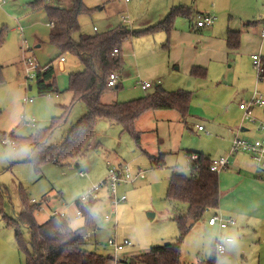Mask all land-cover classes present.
<instances>
[{
    "label": "rangeland",
    "instance_id": "1",
    "mask_svg": "<svg viewBox=\"0 0 264 264\" xmlns=\"http://www.w3.org/2000/svg\"><path fill=\"white\" fill-rule=\"evenodd\" d=\"M38 1L0 0V35L4 39L0 46V264H26L28 254L33 252L28 226L19 221L25 210V202L34 208L33 216L39 225L48 222L54 213H59L65 215L73 230L83 228L85 219L83 216L77 217L80 212L77 202L87 206L88 201L83 198L89 193L94 194L93 188L104 183L108 177L109 164L111 168L127 171L132 177L143 172L146 178L118 186V197L126 198L118 206L112 204L108 189L101 188L91 211L94 227L86 233L85 249L108 259L112 258L108 264H130L129 261L149 252L152 247L177 240L178 226L171 220L175 215H166L167 211L168 214L172 211L166 200V177L168 173L172 175L176 166L182 168L180 171L185 175H189L190 165L183 155L184 145L194 140V144L208 148L213 154H220L221 148L214 147L217 143L212 138L201 135L198 130L199 122L192 117L184 122L179 113L171 112L177 119L164 123L155 120L160 119V113L154 111L153 115L158 113L155 119L142 116L136 123V132L141 137L140 145L136 144L131 134L123 132L120 125L103 120L96 123L95 133L81 157L64 166L46 163L41 168L27 161L33 157L32 146L26 142L13 145L11 134L16 138L27 139L37 130L48 127L53 118L62 114L61 108L72 102V94L66 90L69 86V75L84 70V66L72 54L63 55L65 63L61 64L60 59L55 61L59 54L49 41L52 30L38 14L39 9H43L35 6ZM165 1L82 0L84 7L90 12L85 11L79 15L80 31L73 38L79 41L82 35L94 36L120 26H125L132 32L143 31L159 22L147 25L149 17L155 13L160 15ZM193 1L201 3V0H189ZM46 3L51 7L72 9L75 0H48ZM124 19L127 23H124ZM196 20L197 16H194L193 21L197 22ZM146 40L155 45V39L150 35L137 34L125 42V65L120 71L118 81L121 87L119 90L109 89L103 96L104 104H122L143 98L153 93L156 85L162 83V72L156 69L159 67L160 57L157 56L156 48L143 47ZM38 45L41 47L37 48ZM165 53H161L163 59ZM30 58L42 67L54 61L61 94L39 95L36 80L27 79L26 62ZM252 72L255 76L248 80L250 89L241 87V84L235 88L239 101L250 90V97H245V103H249L256 92H261L256 88L259 82L254 67ZM171 73L179 75L184 81H190L182 72L171 70ZM194 81L188 82L183 88L200 93L202 97L211 89L221 87L212 82L208 84L207 81ZM140 83H150L153 88L143 91ZM198 112L201 113L200 110ZM86 113V105L76 103L67 122L54 131L47 146L61 145ZM251 125L246 122L244 126L249 128ZM2 134L7 135V138H1ZM242 135L241 138H244ZM163 139L162 146H159V141ZM170 139L173 142L169 144ZM145 152L155 156L166 153V168L150 172V159ZM159 157L160 155L156 158ZM234 159L235 157L230 158L229 166L238 168ZM251 164L256 168L252 162ZM148 173L151 175L149 183L146 181ZM180 206L183 207V213H186V207ZM149 214H157V217L151 221ZM211 215L213 211L206 214L205 221H199L195 225L191 235L185 240L181 260L183 264H196L212 258L213 229L207 224ZM16 229L19 230L22 244L16 238ZM167 239L169 241H164ZM110 240L122 243L128 241L130 246L121 253H116L108 244Z\"/></svg>",
    "mask_w": 264,
    "mask_h": 264
},
{
    "label": "trees",
    "instance_id": "2",
    "mask_svg": "<svg viewBox=\"0 0 264 264\" xmlns=\"http://www.w3.org/2000/svg\"><path fill=\"white\" fill-rule=\"evenodd\" d=\"M35 6L43 7L42 10H45L49 23L53 24L50 43L57 48L58 58L64 54L75 55L84 66V70L69 75L68 91L73 95L72 102L69 106L61 108L62 114L53 118L48 127L37 130L27 139L16 138L11 134L13 145L17 146L19 143L26 142L32 146L33 157L27 161L41 168L46 163L64 166L71 160L81 157L100 119L120 125L123 132L133 136L137 145H140L141 137L136 132L135 126L145 113L176 111L181 114L183 120H186L192 101L190 92H167L157 89L143 98L112 105L104 104L102 97L109 89L119 90L121 87L118 83L116 87L111 88L108 82L110 75L113 73L120 75L125 65L123 55L125 42L137 34L153 35L164 31L170 36L175 20L178 17L190 16L188 8H173L164 20L140 32H132L127 27L120 26L94 36L82 35L79 41H75L73 35L80 31L79 15L85 11L90 12L84 7L82 0H75L72 9L51 7L42 0H39ZM240 36L238 32H230L228 36L230 50H238ZM3 41L1 34L0 46ZM115 51H118V55H114ZM53 63L54 61L47 65L49 66L48 71L37 73L36 88L40 96L60 92ZM201 71L203 70L195 67L192 69V75L197 77ZM76 103L85 104L87 113L71 129L61 145L48 147L47 144L54 131L67 122ZM2 137L6 139L7 135L2 134ZM199 156L200 159L193 164L189 175L182 173L173 175L167 192L168 202L176 207V212H179L175 217L179 228L178 239L163 246L152 247L149 252L129 261L130 264H183L181 254L184 238L193 225L203 220L207 213L218 210L220 202L218 174L211 171L209 158L202 154ZM87 201L86 207L81 202H77L79 213L85 219V226L78 230H73L65 216L60 215L52 216L48 222L39 225L33 216L34 208L25 202V210L19 217V221L28 226L30 245L33 249V252L27 256L26 264H108L112 260V258L108 259L85 249L86 233L94 227L91 211L95 206V199L91 198ZM180 205L187 207L185 214ZM15 234L19 243L22 244L18 229L15 230Z\"/></svg>",
    "mask_w": 264,
    "mask_h": 264
},
{
    "label": "crops",
    "instance_id": "3",
    "mask_svg": "<svg viewBox=\"0 0 264 264\" xmlns=\"http://www.w3.org/2000/svg\"><path fill=\"white\" fill-rule=\"evenodd\" d=\"M197 3L194 1L189 2V0H166L162 4L164 7H162L160 15L155 13L149 17L147 25L157 21L161 22L173 8H188L190 16L178 17L175 20L170 36L164 31L158 32L155 36L154 34L150 35L155 39V45L146 40L143 46L156 48L157 56L160 57L159 67L156 69L162 72L160 74L162 83L156 85L155 91L162 89L167 92H175L173 90L190 92L191 90H185L189 88L183 87H186L188 82H195L194 79H197V82L207 81L208 84L212 82L221 86L206 92L205 97H202L200 93L190 92L192 93V101L186 120L192 117L199 122L198 130L203 127L202 131L199 130L202 133L201 135L216 141L215 143L217 144L214 147L221 148V153L213 154L208 148H202L200 145L194 144L193 140L191 143L185 144L183 148V155L189 165L191 163L189 156L192 154H202L210 160L229 154L232 142L238 135L243 134L242 136L246 140H253L261 136V134L256 132V125H251L249 128L244 126L246 121H244L243 112L239 108L244 103L245 97L246 99L250 97L249 93L251 90L240 98L241 101L237 98V91H235V88H238L237 86L240 84L242 85L241 87L250 89L251 86L248 85V80L254 79L255 76L252 68H255L253 56L256 55L260 56L259 62L261 67H263V72L261 74L257 72L256 76L259 82L256 88L261 92L256 93L264 95V36H262V29L264 28V0H201V3ZM38 14L42 19L46 20V26L51 30V23H49L46 13L39 9ZM194 16H197V22L193 21ZM207 16L214 19L213 24L208 27H198L197 23L200 21V17ZM230 32L241 34L238 50H230L228 47ZM40 47V45L37 46V48ZM163 51L166 52L164 59L161 57ZM195 67L203 70L197 77L192 75V69ZM171 70L178 73L182 72L184 77L186 76L190 81H184L179 75H172ZM29 89L32 90V87H29ZM66 90H68V87ZM57 94H61V92ZM171 112L176 111H158L160 113L158 118L160 119H155L158 113L153 115L152 112H147L143 116H148L164 123H171L177 119L171 115ZM253 113L258 121L264 122V107L255 108ZM99 121H103V119ZM242 126L245 130L240 134ZM140 133L142 132L140 131ZM163 141L164 139L159 141V146H162L161 143ZM172 142L173 140L170 139L169 144ZM145 154L150 159V172L154 169L158 171L166 168V153H159L160 157L158 159L156 157L159 155H150L148 152H145ZM233 157H235L234 163L238 168L229 166L227 170L218 174L220 189L219 208L208 219L214 215H220L224 218L232 217L235 219L236 225L230 226L225 230H220L218 226L211 227L208 225L209 228L213 229L211 234L213 256L210 260H202L196 264H264V170H261L248 155L240 156L236 154ZM152 158H154V161H152ZM249 160L256 168L253 167ZM183 163L185 165V162ZM109 168L110 164L108 165V171ZM181 169L178 166L174 167L172 175L168 173L166 177V200L173 175L177 173L184 174L183 171H180ZM189 172L191 173L190 170ZM148 174L147 183L150 182L151 176L150 173ZM145 178L146 175L140 172L136 177H133V182L137 181V179ZM168 204L172 211L170 214L167 211L166 215L171 217L175 215L171 220L173 219L172 221L177 225L175 217L179 212H176L175 206H172L169 202ZM155 216L157 217V214ZM203 221H205V217ZM197 223L193 225L192 229ZM192 229L184 238L182 249L185 240L191 235ZM220 235L234 239L233 243L226 245V254L224 256L217 255L214 248V241Z\"/></svg>",
    "mask_w": 264,
    "mask_h": 264
},
{
    "label": "built area",
    "instance_id": "4",
    "mask_svg": "<svg viewBox=\"0 0 264 264\" xmlns=\"http://www.w3.org/2000/svg\"><path fill=\"white\" fill-rule=\"evenodd\" d=\"M43 2H48V0H42ZM214 22V19L212 17H200V21L197 23L198 27H208L211 26ZM124 23H127V21L124 19ZM50 27L53 28V24H50ZM262 36H264V28L262 29ZM114 55H118V51H115ZM255 68L258 72V74H261L263 72V67H261V64L259 62L258 56H253ZM65 58L62 57L60 59V63H64ZM27 64V79L30 81H33L37 77V73L39 71L44 72L49 70V66H41L40 64L36 63L32 58L28 59L26 62ZM120 77L119 74L113 73L110 75V79L108 82V86L111 88H114L119 83ZM142 89L144 91L150 89L152 85L150 83H140ZM32 102V100H30ZM264 107V95L260 93H255L254 98L249 103H242L239 108L243 112L244 121L256 125V132L261 134V136H258L254 138L253 140H246L244 138H241L240 135L236 136L232 142L231 150L228 155V157H220L218 159L211 160V166L210 169L213 173L219 174L220 172H223L229 168V161L230 158L236 154H246L248 155L261 170H264V122L258 121L254 117L253 110L255 108H262ZM200 131L203 130V127L199 128ZM245 130V128L242 126L240 130V134ZM190 159V168L189 170L192 171L193 164L198 162L200 159V156L198 154H192L189 156ZM133 182V177L127 172V171H120L119 169L113 167L109 168L108 171V177L102 183L101 185L94 187L92 192L94 194L89 193L86 195L83 200L87 201L91 198L95 199L97 197V193L101 190L102 187H107L108 191L111 194V202L114 206H118L119 204L126 201L125 197H118L117 195V189L118 186ZM65 216L64 214L54 213L53 216ZM81 214L78 213V217H80ZM208 224L211 227L218 226L220 230H225L229 228L230 226L236 225V221L232 217L224 218L220 215H214L208 220ZM234 239L228 236L220 235L218 236L214 241V248L216 250L217 255L224 256L226 254V245L233 243ZM109 246L116 252L121 253L124 251V249L128 246H130V243L128 241L118 242L117 240H110ZM116 260V258H115Z\"/></svg>",
    "mask_w": 264,
    "mask_h": 264
},
{
    "label": "water",
    "instance_id": "5",
    "mask_svg": "<svg viewBox=\"0 0 264 264\" xmlns=\"http://www.w3.org/2000/svg\"><path fill=\"white\" fill-rule=\"evenodd\" d=\"M149 219L152 221V220H154V218H155V215L154 214H149Z\"/></svg>",
    "mask_w": 264,
    "mask_h": 264
}]
</instances>
